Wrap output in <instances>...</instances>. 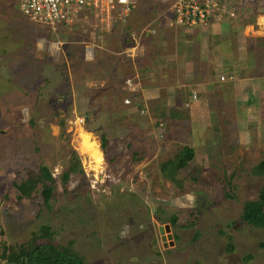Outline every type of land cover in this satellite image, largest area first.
Returning a JSON list of instances; mask_svg holds the SVG:
<instances>
[{
    "label": "rangeland",
    "instance_id": "374dc122",
    "mask_svg": "<svg viewBox=\"0 0 264 264\" xmlns=\"http://www.w3.org/2000/svg\"><path fill=\"white\" fill-rule=\"evenodd\" d=\"M163 2L166 5L161 0H140L136 15L153 6L143 21L133 26L136 20L132 18L127 26L117 24L101 42L84 18L68 27L70 32L64 34L73 41L63 54L68 61L62 58L56 63L65 66L47 67L41 59L33 63L24 59L21 45L12 47L16 59L8 62L10 70L15 68L11 78L18 84L0 86V255L29 242L34 232L48 225L55 242L73 244L87 264H264V229L241 218L245 203L258 200L264 186V175L256 173L264 161V75L252 86L240 81L238 87L229 89V96L218 91L215 100L203 95V114L194 105L200 99L193 98L197 92L186 103L168 97L170 103L163 107V98L170 96L166 91L141 90L139 85L145 87L152 77L145 67L149 64L159 74L171 69V79L179 74L178 85L184 86L181 64L172 68L175 58L166 59L167 67L158 69L165 61L159 48L165 55L177 53L185 58L183 48L157 39L167 36L154 20H164L165 26L171 20L172 2ZM234 3L239 14L246 9L244 15L253 13L257 18L246 32L242 22L233 23L237 50L244 51L245 58L248 49L255 52L253 60L244 62L239 57L241 66L244 62L247 67H241L236 79L245 80L256 75L247 71L252 62H264L263 17L257 25L264 14V0ZM12 4L18 2L0 0V10L9 12ZM17 15L26 19L22 12ZM34 25L14 33L20 40L26 35L29 41L38 30L52 32L48 24ZM252 29L259 40H247ZM147 30L156 33L147 39ZM86 44L94 46L88 57ZM224 44L228 46L225 51H234L232 43ZM145 48H149L146 53ZM4 65L0 64V73L7 71ZM65 69L72 75L58 90ZM20 82L40 88L44 83L46 91H27L23 96ZM186 90L190 89L186 86L175 94L185 96ZM203 93L212 96L210 90ZM6 95H13L11 105L24 104L4 107L9 100ZM80 118L85 122H79ZM82 130L93 134L103 151L104 163L98 172L82 150ZM185 147L193 148L195 157L176 174L177 183L164 175L162 164L175 159ZM74 163H79L77 170L65 179ZM29 182L35 190L31 196L20 197L19 187ZM174 215L177 225L172 223Z\"/></svg>",
    "mask_w": 264,
    "mask_h": 264
},
{
    "label": "crops",
    "instance_id": "0c3cea01",
    "mask_svg": "<svg viewBox=\"0 0 264 264\" xmlns=\"http://www.w3.org/2000/svg\"><path fill=\"white\" fill-rule=\"evenodd\" d=\"M18 2V4L13 5L10 9V11H6V9L0 10V27H3L1 34H0V64L5 66V69L7 71H5L4 73H0V86H6L7 83L11 84L12 82H14L16 85L18 84V82L13 81V78H11L13 75L12 71H15V68L13 70H10L11 67V63L9 65V59L13 62V60L16 59V56L11 54V50H13V46L14 44H18L21 45L22 49V55L25 56L24 59L28 60L31 59V61L37 60V59H41L42 62H44L46 64L47 67H54L57 68L61 65L65 66L64 64H56L60 62V59L62 58H66V62L68 61L67 57H64L63 54H65V52H68V44H72L73 41H68L70 40V35L68 34H64V33H69V30H66L68 27H57L56 29H54L53 27L52 32L51 31H45L44 29H42L41 31L38 30L36 31L35 35L31 38L32 39H28L29 41H26V35H22V38L20 40V35L19 34H15L14 32L16 30H18L17 28H23L24 26H27L30 28L31 23H34V27L40 26L39 24H43V23H35L31 20H29L28 18H26L23 14V16L26 19H21L19 15H17V12H21L20 10V0H16ZM155 2L159 1V0H154ZM162 3L164 5H166L165 2H163V0H161ZM236 1V0H234ZM171 2L173 3L174 0H171ZM171 3V4H172ZM139 6V4H138ZM137 6V8L133 11V13L131 14V16L129 17L128 20V24L130 22H132V18H134L136 21L132 22L133 26L139 25L143 19L145 18V14L147 11H152L153 10V6L150 7L149 10L147 9H142L139 13L136 15V10H139V7ZM238 4H235V9H236V16L232 17V18H225L223 21H213L211 22V24L209 26L206 27H195V28H185V27H180V26H176L172 24V20H173V12L171 13V20L169 25L165 26L164 25V20H154V21H158L160 23V33L164 35H166L167 37H163L160 36L157 39H161L165 38L164 41L168 42V43H173V44H177L176 47L183 48V54L184 57H178V54H163L160 51L159 48V52L160 55H164L165 56V61L162 59L161 64H159L158 69L161 67H167V62L168 60L166 59H174L175 58V65L172 67L174 69L179 68V65L181 64L180 67L183 68V78H184V86L182 85V88L179 87L178 85V81L177 78L179 77V74H176L174 77V79H171V69L170 72L167 73L166 71L164 73H160L159 71L155 69V66H150L149 67L146 65L145 67L150 68L149 72L151 74V79L149 81H147V84H145V87H143V84L139 83L141 90H146L147 88H152V89H156L154 91H163V93H165V91L168 93V95L170 96H165L163 98V102H166V105H164V103L162 104L163 107H168V103L169 99H167L168 97L170 98H175V100L177 98H182L180 99L181 101H183V103L189 102L191 100H188L191 98V95H193L194 93L198 94V97H200V99H198V101L196 102L197 104H194L195 107H198V112L201 114H203V95L205 97L208 98H212V99H217V96H215V93L218 91L222 94V96H229V91L235 87L239 86V82L243 81V82H247V84L249 83L252 86V83L254 85L256 80H259V78L261 77V75H264V62L261 63V61H259L258 63H253L252 62V66L249 65L248 68V74L251 72H253L254 74H256L255 76L251 77L249 76L248 79H243V80H238L236 79L237 75H239L240 71H241V67L246 65V63L244 64V62L248 59V60H253L255 59V52L251 49L254 48H250L248 49L249 52L246 54V58H245V53L238 51V43L237 40L234 39L236 38V34L233 35V33L236 32V30L233 27V23L235 24L236 22H242L244 25H242L243 28H245V32L249 31L251 28H253L257 22V18L253 15V13H249L251 14L249 17L247 15H244L246 12V9L241 10L242 13L239 14L238 12ZM241 6V4L239 5ZM171 10V6L169 7V11ZM249 10V9H248ZM251 12V11H250ZM243 14V15H241ZM21 15V16H22ZM240 15L242 18H240ZM258 17V16H257ZM263 17L264 18V14L262 16L258 17V23L257 25L259 26L260 21L259 19ZM12 18V19H10ZM21 19V20H20ZM240 20V21H239ZM11 21V22H10ZM7 22V23H6ZM131 23V24H132ZM156 24V22H155ZM125 26H127L125 23L123 24ZM154 25V24H152ZM236 26V25H235ZM149 27V26H148ZM129 28V26H128ZM21 31V30H20ZM40 31V33H39ZM43 31L45 33H43ZM131 31V29H130ZM149 31V30H147ZM156 32V31H155ZM159 32V30H158ZM253 32V33H251ZM250 32L251 35H248V39L251 38H255L252 34H254L255 29H252V31ZM134 33V32H132ZM136 33V32H135ZM141 37V34H139ZM152 34H148L147 39H150V36ZM67 38V39H66ZM136 38V37H135ZM66 39V40H65ZM260 38H258L257 40H259ZM225 42H229L230 44L232 43L234 45V51L231 53L225 51L228 48V46H226V44H224ZM255 42V41H254ZM26 43L29 45V47L24 48L23 45L26 46ZM136 43L139 44V47L141 45L140 41L136 38ZM218 43V44H217ZM256 43H258V41H256ZM254 43V44H256ZM224 44V45H223ZM6 45V46H5ZM54 45H57V47H54ZM223 45V46H222ZM228 45V44H227ZM138 47V48H139ZM169 48V47H168ZM177 48V49H178ZM55 50V51H54ZM145 48V53L148 52ZM57 53L61 54L60 56L55 55ZM159 54V53H157ZM243 54V55H242ZM18 58H21L22 56L20 54H16ZM66 55V54H65ZM68 55V53H67ZM70 55V53H69ZM239 57H242V59H244V62H242V66H241V62ZM71 59V58H70ZM57 60V61H56ZM3 61L4 64H3ZM181 61V62H180ZM180 62V63H179ZM32 63V64H33ZM251 63V62H250ZM52 64V65H51ZM15 66L14 64L12 65V67ZM69 66V65H68ZM247 67V65H246ZM159 69V70H160ZM243 70H245V68L242 67ZM65 72L60 73V75L62 76V80L59 89L58 90H63L65 84H67L68 81V77L72 75V73L65 69L63 70ZM69 72V73H68ZM158 72L157 75H155V73ZM179 73V72H178ZM181 73V72H180ZM54 74V73H53ZM140 76V75H139ZM174 76V75H173ZM222 76L225 77L224 80H222ZM235 76V77H234ZM9 77L10 81L7 80ZM157 77V78H156ZM38 78V77H37ZM264 79V77H262V80ZM166 80H170V83H167ZM50 81V80H49ZM140 81V80H139ZM151 81V83H150ZM34 84L38 83L40 84V82L38 81H34ZM51 83H54L53 81H51ZM21 87L19 88L20 93L24 96L25 93L28 92H32V91H36V92H40V90H44L41 92H45L46 91V84L43 83L44 87L40 88V85H35L36 87H34L33 84H28L27 87L23 84V82H20ZM42 85V84H41ZM25 88H22L24 87ZM32 86V88H31ZM188 87L190 90L188 92V90H186V95L183 96V94H181L180 96L177 95V93L175 94L176 90H178L177 92H180L181 90H183V87ZM253 88V87H252ZM230 89V90H229ZM261 89V88H260ZM49 90V89H48ZM206 90H210L211 95H206L203 93V91ZM7 91V90H6ZM199 91V92H198ZM226 93V94H225ZM189 94V95H188ZM20 96V95H19ZM6 98H8L9 100L5 101L4 107L9 108V107H18L24 104V102L20 101L19 104L16 105H11V102L13 101V95L9 96L6 95ZM5 98V99H6ZM4 99V100H5ZM141 103L144 104V101H140ZM182 103V104H183ZM194 102H191V105ZM251 103H249V101L247 102V106H250ZM146 105V103H145ZM190 105V106H191ZM171 107V106H169ZM147 108V107H146ZM185 109V108H183ZM196 115V114H195ZM194 118V117H193ZM190 119V118H189ZM188 119V120H189ZM190 121V120H189ZM188 121V122H189ZM202 123V122H200ZM197 123V124H200ZM192 126V125H191ZM203 127V125L201 126Z\"/></svg>",
    "mask_w": 264,
    "mask_h": 264
},
{
    "label": "built area",
    "instance_id": "2783aa9c",
    "mask_svg": "<svg viewBox=\"0 0 264 264\" xmlns=\"http://www.w3.org/2000/svg\"><path fill=\"white\" fill-rule=\"evenodd\" d=\"M140 0H21L20 10L29 20L48 24L54 29L70 27L81 22L90 23L97 32V40L103 41L105 32L117 24L127 23ZM234 0H174L172 24L185 28L206 27L213 21H223L236 16ZM90 22H89V21ZM155 34V30L146 31ZM88 45V44H86ZM87 57L94 53V46H86ZM129 53V52H127ZM89 54V55H88ZM225 77L222 76V80ZM130 86L132 82H129ZM196 100L197 94L193 96ZM131 104L130 100H126ZM144 111V110H143ZM79 122L84 123L85 118Z\"/></svg>",
    "mask_w": 264,
    "mask_h": 264
},
{
    "label": "trees",
    "instance_id": "16d2710c",
    "mask_svg": "<svg viewBox=\"0 0 264 264\" xmlns=\"http://www.w3.org/2000/svg\"><path fill=\"white\" fill-rule=\"evenodd\" d=\"M105 141V136H103V145ZM194 157L195 150L190 147H185L180 154L176 155L175 159L162 164L164 175L178 183L176 181V174L180 169L186 167ZM78 164L74 163V166L65 172V179L77 170ZM256 170L258 175H264V161ZM46 172L44 171V173ZM33 184L31 182L21 184L19 187L21 192L20 197L31 196L33 189L35 190ZM46 200L48 202V196H46ZM47 205L49 206V203ZM158 218L162 220V218ZM241 218L242 221H245L254 228L264 229V186L258 200L245 203ZM177 220L178 218L174 215L172 217V223L177 225ZM197 236H200V232L197 233ZM176 238L180 239L178 235H176ZM55 241V233L53 230L48 225H44L39 231L33 233L29 242L23 245H17L18 247L14 246L10 253L4 251L0 255V264H87L85 258L74 249L73 244L65 246L61 243L57 244ZM234 249L235 247L230 245V251Z\"/></svg>",
    "mask_w": 264,
    "mask_h": 264
},
{
    "label": "bare ground",
    "instance_id": "6f19581e",
    "mask_svg": "<svg viewBox=\"0 0 264 264\" xmlns=\"http://www.w3.org/2000/svg\"><path fill=\"white\" fill-rule=\"evenodd\" d=\"M264 24V18H263ZM81 139H82V150L84 153L88 154L95 166L93 167L96 172L104 163V154L100 148V144L97 138L86 130L81 131ZM81 150V151H82ZM90 167V166H89Z\"/></svg>",
    "mask_w": 264,
    "mask_h": 264
},
{
    "label": "water",
    "instance_id": "95a60500",
    "mask_svg": "<svg viewBox=\"0 0 264 264\" xmlns=\"http://www.w3.org/2000/svg\"><path fill=\"white\" fill-rule=\"evenodd\" d=\"M160 233H161L162 235H164V233H165V229H164L163 226L160 227ZM163 240H166V237H165V236H163Z\"/></svg>",
    "mask_w": 264,
    "mask_h": 264
}]
</instances>
